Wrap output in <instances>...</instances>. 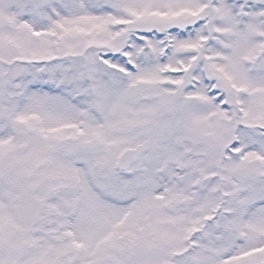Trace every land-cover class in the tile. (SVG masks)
Listing matches in <instances>:
<instances>
[{"label": "snow or ice", "instance_id": "1", "mask_svg": "<svg viewBox=\"0 0 264 264\" xmlns=\"http://www.w3.org/2000/svg\"><path fill=\"white\" fill-rule=\"evenodd\" d=\"M0 264H264V0H0Z\"/></svg>", "mask_w": 264, "mask_h": 264}]
</instances>
